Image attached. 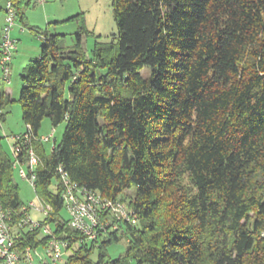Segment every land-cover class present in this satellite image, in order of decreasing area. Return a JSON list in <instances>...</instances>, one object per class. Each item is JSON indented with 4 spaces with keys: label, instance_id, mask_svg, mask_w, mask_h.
Wrapping results in <instances>:
<instances>
[{
    "label": "trees",
    "instance_id": "16d2710c",
    "mask_svg": "<svg viewBox=\"0 0 264 264\" xmlns=\"http://www.w3.org/2000/svg\"><path fill=\"white\" fill-rule=\"evenodd\" d=\"M7 2L27 27L30 0ZM112 11L114 49L86 59L46 36L20 76L23 133L39 159L33 187L50 208L38 221L71 251L64 264H92L94 252L96 264H264V0H112ZM9 102L0 88V122ZM44 119L64 123L49 154L38 140ZM13 162L0 146L14 248L43 249L41 229L19 227ZM59 168L123 202L137 223L101 212L108 225L86 240L61 214ZM119 235L125 257L107 262Z\"/></svg>",
    "mask_w": 264,
    "mask_h": 264
},
{
    "label": "rangeland",
    "instance_id": "374dc122",
    "mask_svg": "<svg viewBox=\"0 0 264 264\" xmlns=\"http://www.w3.org/2000/svg\"><path fill=\"white\" fill-rule=\"evenodd\" d=\"M4 5L1 3L0 7L4 8ZM112 12V0H43L42 2L30 0V5L24 9L23 16L26 19L27 27L20 30V36L17 37L16 50L11 56L8 82H3L0 76V88L3 87L10 98V102L3 109L5 120L0 122V146L6 156L14 160L12 151L14 137L22 134L25 130L21 116L22 109L18 101L22 86L20 76L25 73L29 63L41 55L45 37L56 36L57 47L61 52L75 51L80 48L84 57L91 59L96 50L106 53V51L114 49L116 27ZM20 27H22L21 24L15 22L12 32ZM97 71L99 74L103 73L102 69ZM141 73L144 78L149 76L148 69H143ZM63 130L64 123L52 128L48 119L43 120L39 135H51L50 141L44 144L47 154L50 153L54 142L56 144L60 142ZM19 167L14 169L13 176L19 189L21 202L25 205L30 202L39 205L40 201L34 187L27 179L17 176ZM22 167L26 170V166ZM131 193L132 191L128 195ZM61 214L64 219H68V213L64 209ZM29 215L33 220L43 219V215L35 210H30ZM39 237L42 236L39 235ZM127 245V238L119 235L118 241L107 245L105 260L113 262L124 258ZM75 248L76 245L73 246V249ZM39 250L43 251L44 249L42 250L41 247ZM69 254L71 251H64L59 264H64L68 260ZM97 257V252L91 255L92 264L97 263Z\"/></svg>",
    "mask_w": 264,
    "mask_h": 264
},
{
    "label": "built area",
    "instance_id": "2783aa9c",
    "mask_svg": "<svg viewBox=\"0 0 264 264\" xmlns=\"http://www.w3.org/2000/svg\"><path fill=\"white\" fill-rule=\"evenodd\" d=\"M42 2L43 0H35ZM5 17L2 32L0 34V74L3 82H8L10 73L11 56L16 50V40L11 37V30L15 24L14 11L9 2L5 5ZM29 131V128H27ZM19 134L14 137L12 151L14 154L13 168H18L20 178L27 179L33 187L35 180V169L39 159L31 147V136L29 132ZM51 135L40 136L38 138L42 143L49 142ZM27 150L26 163L18 159L22 150ZM26 166V170L22 167ZM60 180L62 182V201L69 216V226L73 230L81 233L83 237L92 241L96 238L99 231L104 230L108 225L101 220V212H109L116 220H122L130 224L137 223L138 219L134 212L119 200L109 201L102 198L95 192L80 188L76 183L71 182L66 174L59 168ZM49 206L41 201L39 205L33 202L21 208L23 217L20 219L19 227H27L29 230L41 229L44 236L49 237L43 251L26 247L20 253L14 248V237L10 227L9 212L0 207V264H59L63 257L66 244L57 240L51 235L47 226L41 225L38 220L31 218L30 210H35L44 216L49 211ZM116 229V225L112 226ZM44 252V254H43Z\"/></svg>",
    "mask_w": 264,
    "mask_h": 264
},
{
    "label": "crops",
    "instance_id": "0c3cea01",
    "mask_svg": "<svg viewBox=\"0 0 264 264\" xmlns=\"http://www.w3.org/2000/svg\"><path fill=\"white\" fill-rule=\"evenodd\" d=\"M4 18H6L5 17V13H4V11L2 10L1 12H0V34H1V32H2V28H3V25H4ZM14 27H15V24H14V26L12 27V30L14 29ZM23 28L22 27H20V29L19 28H17L16 30H15V32L13 31L12 32V30H11V37L14 39V40H16V42L18 41V39H17V37L18 36H20V30H22ZM19 32V33H18ZM0 76H1V74H0ZM2 78V77H1ZM6 91V90H5ZM7 93V92H6ZM8 94V93H7ZM37 219V218H36ZM37 220H42V219H37Z\"/></svg>",
    "mask_w": 264,
    "mask_h": 264
}]
</instances>
